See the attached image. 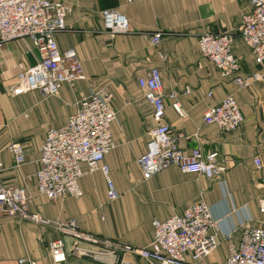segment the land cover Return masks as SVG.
<instances>
[{
  "label": "crops",
  "instance_id": "0c3cea01",
  "mask_svg": "<svg viewBox=\"0 0 264 264\" xmlns=\"http://www.w3.org/2000/svg\"><path fill=\"white\" fill-rule=\"evenodd\" d=\"M71 8L66 29L56 35L61 50L74 48L83 78L62 84L58 95L44 97L39 90L14 94L19 74L38 60L30 38L15 39L0 46V156L6 183L25 185L32 196L30 210L47 222L5 219L0 223V264H55L49 242L62 234L58 221L74 218L80 230L99 237L143 248L152 238V220L166 219L188 205L204 201L222 232L249 218L253 227L264 228V213L258 200L264 197V75L248 87H239L232 76H223L202 57L197 39L203 32H229L234 36L233 54L240 74L259 69L249 47L239 36L240 16L250 9L248 0H56ZM115 8L128 20V31L110 34L103 26L102 12ZM161 32L155 46L150 36ZM164 54L165 58H161ZM157 67L165 95L164 121L185 148L202 153L217 152L225 158L221 178L208 179L183 173L169 166L149 178L143 176L138 158L145 152L148 132L154 126L152 107L144 99L137 78ZM111 95L116 113L111 124L114 146L106 154L113 183L119 193L108 200L107 185L100 171L81 176V196L51 200L38 192L35 175L40 168V150L46 131L61 127L78 101L94 90ZM208 92L212 96H208ZM170 93L174 98L168 97ZM232 94L243 114L241 125L222 132L206 124L205 109ZM177 101L182 115L172 107ZM12 141L26 147V160L16 167L8 150ZM259 156L261 167L253 158ZM221 236L223 234L221 233ZM237 237V235L235 236ZM70 252L75 240L63 235ZM86 248L98 246L79 241ZM128 263L157 264L125 252ZM227 243L220 244L202 264H225ZM120 256H118L119 259ZM108 254H73L58 264H115ZM28 264V263H23Z\"/></svg>",
  "mask_w": 264,
  "mask_h": 264
},
{
  "label": "built area",
  "instance_id": "2783aa9c",
  "mask_svg": "<svg viewBox=\"0 0 264 264\" xmlns=\"http://www.w3.org/2000/svg\"><path fill=\"white\" fill-rule=\"evenodd\" d=\"M250 9L240 16L239 36L249 47L259 69L240 74L239 61L233 54L234 36L229 32H203L197 39L202 57L210 61L223 76H232L239 87H248L264 75V0H248ZM71 8L56 0H0V46L7 41L30 38L38 53L35 64L28 66L18 76L14 94L39 90L44 97L58 95L65 82L83 78L82 65L74 48L61 50L56 35L66 29L65 17ZM103 26L110 34L128 31V20L115 8L102 12ZM161 32L150 36L157 46ZM160 57L165 58L164 54ZM144 99L152 107L154 126L148 132L145 152L138 158L143 176L149 178L169 166H176L183 173L221 178L226 170L225 158L217 152L202 153L200 148H185L171 133L164 121L165 95L157 67L145 76L137 78ZM211 97L212 93L208 92ZM174 98V94L168 95ZM173 109L182 115L177 101ZM111 95L105 90H94L83 96L76 110L61 127L46 131L40 150V168L35 179L38 192L51 200L64 196L79 197L78 183L81 176L100 171L107 185L108 200H115L119 193L113 183L104 158L113 148L111 124L115 119ZM203 122L215 124L222 132L237 129L243 114L232 94L208 106L203 112ZM8 150L16 167L26 160V147L20 141H12ZM256 168L261 167L259 156L253 158ZM5 168L0 156V223L5 219L31 220L45 223L47 220L30 210L32 196L25 185L6 183L2 178ZM258 210L264 213V197L258 200ZM153 234L146 247L138 248L111 238L99 237L80 230L76 219L58 221L57 230L70 236L75 244L66 250L62 236L49 242V250L55 264L65 262L73 254H111L115 264H141L124 261L122 254L131 252L144 260L157 264H202L221 241L227 243L225 264H264V228L253 227L249 218L228 232L221 231L220 221L214 219L204 201L188 205L180 213L166 219L152 220ZM221 233L223 236H221ZM237 235V237H235ZM79 241L98 246L86 248ZM118 256L119 259H118ZM20 263L38 264L34 259L22 258Z\"/></svg>",
  "mask_w": 264,
  "mask_h": 264
}]
</instances>
